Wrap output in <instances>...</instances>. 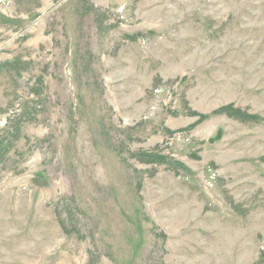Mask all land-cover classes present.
Returning <instances> with one entry per match:
<instances>
[{
	"label": "rangeland",
	"instance_id": "374dc122",
	"mask_svg": "<svg viewBox=\"0 0 264 264\" xmlns=\"http://www.w3.org/2000/svg\"><path fill=\"white\" fill-rule=\"evenodd\" d=\"M0 264H264V0H0Z\"/></svg>",
	"mask_w": 264,
	"mask_h": 264
}]
</instances>
